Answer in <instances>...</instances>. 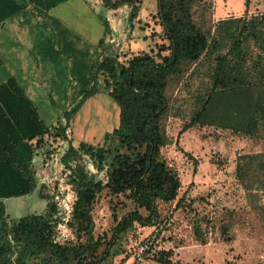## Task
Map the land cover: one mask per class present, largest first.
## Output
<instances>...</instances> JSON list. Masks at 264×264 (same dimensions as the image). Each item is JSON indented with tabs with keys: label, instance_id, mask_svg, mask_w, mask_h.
<instances>
[{
	"label": "trees",
	"instance_id": "trees-1",
	"mask_svg": "<svg viewBox=\"0 0 264 264\" xmlns=\"http://www.w3.org/2000/svg\"><path fill=\"white\" fill-rule=\"evenodd\" d=\"M67 1L0 0V25L19 16L27 26H33V20L41 26L51 22L54 41L42 34L39 51L43 57L50 53L66 57L74 88L70 107L47 127L19 81L9 77L0 83V264H102L114 242L135 224L156 228L162 220L157 203L174 202L180 188L176 172L160 153L171 142L164 120L173 111L177 118L184 117L177 138L192 128L206 127L264 142V11L249 15V0H244L241 16L217 21L211 0H154L166 44L157 46L154 54H133L125 63L108 51L106 38L112 29L104 11L129 5L132 20L139 0H98L102 37L83 51L75 45L78 37L48 13ZM188 81L195 86L191 108L181 115L178 107L170 106L166 93L181 82L187 87ZM100 92L117 106L118 124L104 134L106 147L85 142L74 147L68 141L59 158L74 196L64 224L75 238L59 243L56 229L63 217L53 197L44 193L45 185L39 184L33 159L48 140L67 142L70 121L87 99ZM102 171L105 181L96 178ZM234 177L247 197L264 193V153L238 155ZM35 188L46 201L44 211L7 220L2 200L28 195ZM103 192L114 222L107 240L93 236L91 217L95 199ZM250 207L256 211L252 200ZM193 234L201 240L198 227ZM141 256L155 264H187L174 261L170 250L148 247Z\"/></svg>",
	"mask_w": 264,
	"mask_h": 264
},
{
	"label": "rangeland",
	"instance_id": "rangeland-1",
	"mask_svg": "<svg viewBox=\"0 0 264 264\" xmlns=\"http://www.w3.org/2000/svg\"><path fill=\"white\" fill-rule=\"evenodd\" d=\"M78 1L71 0V4L56 6L48 13L63 28L78 37L79 42L75 41V45L83 51L84 47L95 46L96 43L80 32L79 26L84 24L86 27L87 22L91 33L96 34V31L89 16L74 13L72 8ZM211 1L213 7L214 4L221 7L220 3L225 5L230 2L233 6L244 8V0ZM85 3L95 12H103L98 0H85ZM138 3L139 11L132 20L129 5L109 10L110 27L114 32L106 38V43L108 51L117 56L121 63L139 52L154 54L157 46L166 44L156 18L155 1L139 0ZM250 4L256 11L264 10V0H249ZM17 19H21L20 16L8 21L15 22ZM37 22L33 20V26L23 24L27 29L32 27L28 38L23 28V32L17 31V34L13 27L0 30L3 60L0 83L14 77L23 87L28 85V96L45 126L50 127L70 107L74 88L66 57L51 53L43 57L39 51L44 43L42 34L49 37L50 41H54V36L50 21L45 23L46 26H41L42 23L38 25ZM10 43L15 45L14 51L8 48ZM163 54L166 55L165 52ZM187 84V87L184 82L171 85L166 93L170 106L178 107L181 115L191 108L190 95L195 86L193 81ZM173 112L177 114V110ZM172 114L164 120V131L171 142L161 148L160 153L177 174L180 183L177 198L167 205L157 203L162 219L160 224L156 228L135 224L114 242L102 264H130L133 260L137 264H155L141 258L142 252L148 247L152 250H170L174 261L187 264H263L264 193L258 192L253 197H247L234 177V164L238 155L264 153V142L206 127L192 128L177 138L184 117L177 118V115L174 117ZM117 115L115 103L106 94L97 93L83 103L70 121L65 132L67 142L48 140L43 149L37 150V156L33 159L36 177L39 184L45 185L44 193L53 197L63 217V224L56 229L59 243H63L64 239L75 241L71 230L64 224L70 217L67 210L71 209L74 196L66 184L59 158L68 141L74 147L79 142L106 147L104 134L117 126ZM88 169L95 173L90 165ZM96 178L105 181L104 172H99ZM119 200L126 202L122 197ZM178 200L179 206H175ZM251 200L256 211L250 207ZM108 201V196L101 193L96 197L91 211L93 236L105 240L110 237L114 226ZM2 203L7 220L14 222L23 216L42 213L46 201L38 197V188H35L28 195L4 199ZM222 226L226 229L224 233L221 231ZM194 227L199 228L201 240L195 239Z\"/></svg>",
	"mask_w": 264,
	"mask_h": 264
},
{
	"label": "crops",
	"instance_id": "crops-1",
	"mask_svg": "<svg viewBox=\"0 0 264 264\" xmlns=\"http://www.w3.org/2000/svg\"><path fill=\"white\" fill-rule=\"evenodd\" d=\"M70 1L71 0L67 1L66 4H68ZM70 4H71V2H70ZM220 6L221 7H218V6H216V4H214V7H213V21H217V20H220V19L228 18V17H238V16H241L243 14V12H244V8L243 7L238 6V5H234L233 6L232 3H230V2H226L225 5H223V3H220ZM72 9H73L74 13H76V14H78V12H79L80 13L79 15H81V16L82 15H84L85 17L89 16V20L94 24L96 34H92L91 33L89 23H87L85 21H83V22H85L87 26L85 27L84 24H83L82 27H81V25H80L79 26V31L82 32L83 34H86L88 37H90V39H93V41H95V43L97 44L98 40L102 37V33H103V28L101 26L100 21L97 18V12L92 10L91 7L88 6L83 0H79L77 5L75 7H73ZM263 11H261V12H263ZM261 12L256 11L255 8H252L251 4L249 5L248 10H247V13L249 15L259 14ZM105 13H104V16H105L106 20L108 21L109 25L111 26V23H110L111 20H110L109 15H108V14H110V11H107ZM214 16H216V17L214 18ZM78 22H79V20L76 22L77 25H78ZM5 27H8V28L9 27H11V28L13 27L15 32H16V34H17V31H19V33H21V32H23V29H25L27 38L29 37L30 32L28 31L27 28L24 27L21 19H19V20L17 19V20H15V22H13V21L4 22L3 24L0 25V30L5 29ZM111 29H112V27H111ZM112 32H114L113 29H112ZM7 46H8L9 49H12V51H14V46H15L14 44L10 43V45H7ZM33 47L34 46L32 45L31 48H33ZM0 57H1V53H0ZM27 88H30V87L28 85L25 87L26 94L28 96ZM30 100H31V98H30Z\"/></svg>",
	"mask_w": 264,
	"mask_h": 264
},
{
	"label": "built area",
	"instance_id": "built-area-1",
	"mask_svg": "<svg viewBox=\"0 0 264 264\" xmlns=\"http://www.w3.org/2000/svg\"><path fill=\"white\" fill-rule=\"evenodd\" d=\"M70 212H71V209L70 210H67V215L69 216V214H70ZM68 218V217H67ZM69 219V218H68ZM67 220H65L64 222H66ZM59 226V225H58ZM55 240L56 241H58V235H57V237L55 238Z\"/></svg>",
	"mask_w": 264,
	"mask_h": 264
}]
</instances>
